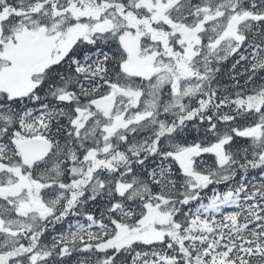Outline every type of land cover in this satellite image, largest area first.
<instances>
[{
	"label": "snow or ice",
	"instance_id": "snow-or-ice-1",
	"mask_svg": "<svg viewBox=\"0 0 264 264\" xmlns=\"http://www.w3.org/2000/svg\"><path fill=\"white\" fill-rule=\"evenodd\" d=\"M0 264H264V0H0Z\"/></svg>",
	"mask_w": 264,
	"mask_h": 264
}]
</instances>
